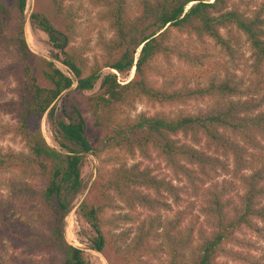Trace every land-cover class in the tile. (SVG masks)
<instances>
[{"label": "trees", "instance_id": "obj_1", "mask_svg": "<svg viewBox=\"0 0 264 264\" xmlns=\"http://www.w3.org/2000/svg\"><path fill=\"white\" fill-rule=\"evenodd\" d=\"M51 4L62 31L28 23L65 72L30 52L26 0H0V140L23 146H0V264H91L64 230L86 156L94 196L76 214L110 264H262L242 236L264 235V0H89L98 26ZM138 104L155 112L130 116ZM44 115L58 148L32 128Z\"/></svg>", "mask_w": 264, "mask_h": 264}, {"label": "rangeland", "instance_id": "obj_2", "mask_svg": "<svg viewBox=\"0 0 264 264\" xmlns=\"http://www.w3.org/2000/svg\"><path fill=\"white\" fill-rule=\"evenodd\" d=\"M209 1H212V0H209ZM74 2L76 3V5H79L81 7V10H82L81 12L82 20L81 21L86 25H87V22L90 21L91 23L98 26L94 18L95 11L89 4V0H74ZM31 13L42 14L43 16L48 18L50 23L54 25L57 28V30L62 31L61 19L54 12L52 4H51V0H26V6H25V11H24V18L26 20V24L24 28L25 38H26L30 52H32L33 54L39 57L54 61L56 63V66L60 70L65 72V69L59 63L60 60L55 59V55H58L59 58L61 57L58 54V52L50 44L47 35L37 29H33L30 27L28 23V19ZM99 30H101L102 32H105L107 36H109L110 34L108 33V31H106V28H101V29L97 28V31ZM96 35H97V32L94 33V38L96 37ZM93 43L94 42L91 43L92 50H91V53L89 54L90 59L94 58L98 54L97 49L94 48L93 46ZM238 49H239V52L243 56L241 58V63H244V61H246L250 56L248 45L244 42V40H242L241 45ZM174 67L177 68L181 72L186 71L185 65H180L178 63H175ZM244 67L245 65H240V70H243V72L245 69ZM245 71L246 73L249 72L248 69H245ZM108 72H109L108 70H105L103 71V74H106ZM243 72H237V74L243 75ZM133 74L134 73L132 70L127 75L118 76V81L120 83H125L126 81L132 78ZM99 84H100V81L96 84L94 90L91 93H86L84 95L87 96V95H90L96 92L99 88ZM6 96L9 97L10 94L8 93L6 94ZM61 100H62V97L56 102L57 115L60 114L59 108L61 106ZM201 106L203 105L192 104L189 107H174V108L164 107V108H161L160 111L167 113V112H170L171 110H174V111H177L178 109L186 110L187 108L191 109V108H195V107L197 108ZM146 111H148L150 114L155 112L154 109H150L148 106L144 104H138L135 108V111L130 113V116H134L135 114L146 112ZM0 119H1L0 124H4L10 121V119L7 116H2ZM31 125L33 129L38 128L42 131L46 141L51 147L58 148V145L54 139L51 125L49 124L47 120V115L32 119ZM87 134L93 140H97L99 137L103 136V132L93 133L90 130H87ZM0 146L1 147H11L15 151H20L23 149V146L20 142H18L17 140L10 139L9 137H5L1 139ZM263 161L264 159L258 163V166H260ZM96 165H97V161L92 156H86L83 166L81 168V178H82L83 188L81 192L76 196L75 200L73 201L71 205V209L69 213L66 215L64 219L65 238H66V241L69 242L71 245L84 250L86 257L88 258L91 264H110L109 261L105 258V256H103L100 253L91 251L89 249V244L87 241L88 226L82 220H80L76 214V208L79 205V203L86 199H92V196H94L93 195L94 192L92 191V184L95 180ZM0 192L3 195L7 194V190L5 189V186L1 180H0ZM242 238H244L245 240L251 241L253 244V248H251L252 250L244 249L243 253L246 254L248 252L253 256H256L258 258L260 257L262 259V264H264V235L255 237L251 233H246L242 236ZM12 252L13 251L9 249L7 253L10 255ZM4 255H5L4 247H0V256H4ZM151 264H163V262L162 260H152ZM231 264H237V263L232 262Z\"/></svg>", "mask_w": 264, "mask_h": 264}, {"label": "water", "instance_id": "obj_3", "mask_svg": "<svg viewBox=\"0 0 264 264\" xmlns=\"http://www.w3.org/2000/svg\"><path fill=\"white\" fill-rule=\"evenodd\" d=\"M133 73H134V70H133Z\"/></svg>", "mask_w": 264, "mask_h": 264}]
</instances>
